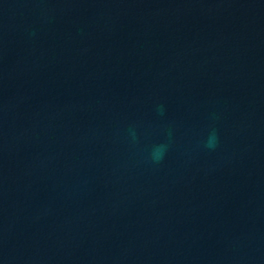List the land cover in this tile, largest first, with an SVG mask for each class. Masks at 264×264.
<instances>
[{
  "label": "water",
  "instance_id": "95a60500",
  "mask_svg": "<svg viewBox=\"0 0 264 264\" xmlns=\"http://www.w3.org/2000/svg\"><path fill=\"white\" fill-rule=\"evenodd\" d=\"M0 264H264V0H0Z\"/></svg>",
  "mask_w": 264,
  "mask_h": 264
},
{
  "label": "clouds",
  "instance_id": "9594fccd",
  "mask_svg": "<svg viewBox=\"0 0 264 264\" xmlns=\"http://www.w3.org/2000/svg\"><path fill=\"white\" fill-rule=\"evenodd\" d=\"M159 111L163 112V109L161 108V109H159ZM215 140H216V136H215V132H213L209 137V141H208L207 146L209 148H214L215 147ZM166 149H167V146L164 144H160V145L155 146L153 151H152V154H151L152 161L154 163H160L164 158Z\"/></svg>",
  "mask_w": 264,
  "mask_h": 264
}]
</instances>
